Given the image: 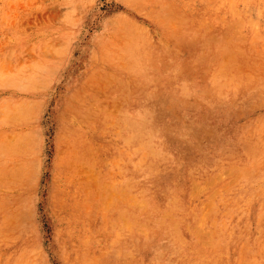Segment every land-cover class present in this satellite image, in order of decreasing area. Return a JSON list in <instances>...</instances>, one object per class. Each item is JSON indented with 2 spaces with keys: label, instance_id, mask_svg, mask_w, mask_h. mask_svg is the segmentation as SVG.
I'll return each mask as SVG.
<instances>
[{
  "label": "rangeland",
  "instance_id": "374dc122",
  "mask_svg": "<svg viewBox=\"0 0 264 264\" xmlns=\"http://www.w3.org/2000/svg\"><path fill=\"white\" fill-rule=\"evenodd\" d=\"M0 264H264V0H0Z\"/></svg>",
  "mask_w": 264,
  "mask_h": 264
},
{
  "label": "bare ground",
  "instance_id": "6f19581e",
  "mask_svg": "<svg viewBox=\"0 0 264 264\" xmlns=\"http://www.w3.org/2000/svg\"><path fill=\"white\" fill-rule=\"evenodd\" d=\"M142 118V117H141ZM142 131V130H141ZM142 135V134H141ZM184 136V135H183ZM146 168V167H145Z\"/></svg>",
  "mask_w": 264,
  "mask_h": 264
}]
</instances>
